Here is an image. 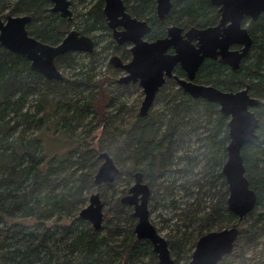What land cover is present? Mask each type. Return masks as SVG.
<instances>
[{
	"label": "trees",
	"instance_id": "trees-1",
	"mask_svg": "<svg viewBox=\"0 0 264 264\" xmlns=\"http://www.w3.org/2000/svg\"><path fill=\"white\" fill-rule=\"evenodd\" d=\"M102 7L103 0L88 5L80 34L105 29ZM129 7L134 16L149 22L151 37L164 35L171 25L204 27L218 17L210 0H171L162 21L156 17L154 0H133ZM7 15L30 16L28 34L48 45L58 44L71 26V20L51 11L48 0H0V20ZM244 24L252 44L240 67L233 71L206 60L195 79L222 91L248 85L250 95L259 101L252 108L259 121L257 138L241 149L245 176L257 197L245 216L251 218L258 206L264 207V12L255 20L244 19ZM71 54L56 58L59 70L74 66ZM80 68L71 78L62 74L61 80H48L31 70L25 56L0 44V264H158L151 243L135 236L133 209L120 198L114 201L118 215L113 231L108 229L106 234L102 225L94 230L79 217L80 207L89 194L101 196L103 189H114L121 176L126 178L127 190L136 172L143 174L150 187L157 181L164 186L170 173L178 177L191 173L201 154L207 180L197 178L188 186L179 182V187L190 197L206 187L211 195L206 205L192 199L179 208L168 186L160 194L166 206L180 210L186 229L193 226L190 239L179 232L167 237L174 262L188 261L201 235L238 222L227 209L228 187L222 173L228 117L214 103L191 97L173 81L160 89V107L154 111L140 115L133 110L126 115L120 106L110 113L106 104L112 97L106 77L94 80ZM175 73L182 76L180 69ZM88 113L100 123L96 143L67 133V127L84 121ZM187 132L201 144L198 156L188 147L179 150ZM100 152L112 157L119 174L112 183L95 186ZM255 217L256 228L264 230V211Z\"/></svg>",
	"mask_w": 264,
	"mask_h": 264
},
{
	"label": "water",
	"instance_id": "water-1",
	"mask_svg": "<svg viewBox=\"0 0 264 264\" xmlns=\"http://www.w3.org/2000/svg\"><path fill=\"white\" fill-rule=\"evenodd\" d=\"M51 11L60 17L71 20L69 0H48ZM104 15L107 25L114 28L123 26L122 32H114L118 42H132V58L128 64L122 65L116 57L110 62L121 67L127 75L118 80L120 84L139 80L144 97L139 108L140 115H146L155 99L159 87L164 82V75L171 76L172 69L179 64L186 71L187 78L174 77L182 89L193 98H201L219 107V111L228 117L229 142L226 146L227 157L222 166L227 187V209L240 222L254 208L256 194L249 187L245 176V167L241 156L243 145L253 142L259 121L252 111L259 101L250 95L249 86L231 92L222 91L209 85L193 82L195 71L207 57L221 55L223 63L233 70L238 69L240 61L249 52L252 39L242 22L245 17L255 20L264 12V0H210L218 7L219 22L215 26L205 28L190 27L182 35V28L170 26L167 37L151 42L143 37L150 32L144 21H138L125 12L121 0H104ZM171 0H156L157 17L161 20L169 12ZM120 17V19H119ZM30 22L28 15H7L0 20V44L8 51L26 57L31 70L41 74L48 80H61L62 73L56 67L55 60L67 52L90 53L93 51V40L71 29L56 45L42 43L30 36L26 26ZM118 36L121 38L119 39ZM221 37V39H218ZM196 40V44L191 43ZM237 43L243 45L242 51H228V46ZM172 48L173 54H166ZM217 49H219L217 51ZM100 164L93 176L95 186L112 183L119 174V168L106 152L98 154ZM134 182L128 188L120 202L133 208L132 215L136 219L134 234L139 240L151 243L156 253L158 264H176L170 255L167 240L162 237L151 224L147 208L149 188L143 182L141 172L134 173ZM103 203L98 192L90 194L88 204L79 211V217L90 223L94 230H99L103 220ZM239 235L236 224L220 230H212L201 235L195 244L191 257L182 264H218L230 254Z\"/></svg>",
	"mask_w": 264,
	"mask_h": 264
},
{
	"label": "rangeland",
	"instance_id": "rangeland-1",
	"mask_svg": "<svg viewBox=\"0 0 264 264\" xmlns=\"http://www.w3.org/2000/svg\"><path fill=\"white\" fill-rule=\"evenodd\" d=\"M69 1V10L71 11L70 30L75 29L79 32H82V23L85 17L84 14L88 8V5L93 2V0ZM86 35L92 37L96 41V45L91 52L93 53V55L89 56L86 53L80 52L71 54V58L74 60V66L65 69L60 68L61 73L71 78V76L74 75V73L79 69H81L80 67H82L83 71L90 72V75L93 76L94 80H99L101 77H104L105 79L106 77L105 85L109 88V90H111L110 95L112 97V99L106 104L109 112L113 113V111L120 106H122V113L126 115L133 110L138 111L143 100L142 88L134 84L125 86L117 84V79L123 74L120 71H116L114 67L109 65V57L112 55L113 48H111L109 38L105 35L104 30L96 28ZM159 107L160 99L156 98L150 111L152 112ZM86 116L87 118H85L84 121L74 122L72 125L67 127V133L69 132V135H71L74 139L84 140L86 143H96L100 140V123H97L92 119L93 116L91 115V113H88ZM90 122L92 124L87 128L85 124H88ZM183 136L184 137L180 141L182 145H179V150H182L184 147H188L192 155H197L196 150L199 146H201V144L197 142V138L195 137V135H192V133L189 134V132H187L185 134L183 133ZM201 151L202 150H200V152ZM177 156H180V151L177 153ZM204 165L205 158L200 154L195 162V168L191 171V173L185 174L184 176L181 175L179 177L178 175H173L172 173H170V176H165L166 181H164L166 183L164 184V186H168V188L173 191L175 199L179 203V208L184 207V205L191 202L192 199H196L195 201L201 199L206 205L208 200L211 198L209 190H206V187L203 188L200 195H193L191 197L188 196L187 191L185 192V190L179 187V182L185 183L188 186L197 178L207 180V174L203 173L207 172ZM125 180L126 178L124 176H121L116 180L113 186L114 189H103L101 191L102 195L100 197L104 203V221L102 223L103 229L101 231L105 234L107 233L108 229H111L113 231V227L117 219L118 214H116V212L118 208H116L114 201L117 198L119 199L122 196L126 195L128 192V188L133 184L132 181L131 184L127 187V190H125ZM175 180L176 183L174 185ZM144 182L148 184L145 179ZM171 182L172 184H170ZM164 186H161L160 182L158 181L153 186H149L150 196L148 199L147 208L151 224L166 240L168 235H175L176 232H179V234H184L188 239L192 238L191 234L193 231V226H190V228L186 229L185 226H183V224L181 223L183 216H181L180 210H175L171 207L166 206L165 201L162 200L163 197L160 194L162 192V187ZM113 190L114 192H112ZM89 196L90 194L88 195V199ZM88 199L80 207L81 209L88 204ZM263 211L264 207L260 205L255 209L254 214L251 218L245 217L240 222L238 221L236 223L239 229V235L234 243V248L232 252L224 256L218 264H264V230L256 228L259 225L255 221V216ZM192 251L189 253L192 254ZM144 261H147V258H145ZM182 263L184 262H180L177 264Z\"/></svg>",
	"mask_w": 264,
	"mask_h": 264
},
{
	"label": "flooded vegetation",
	"instance_id": "flooded-vegetation-1",
	"mask_svg": "<svg viewBox=\"0 0 264 264\" xmlns=\"http://www.w3.org/2000/svg\"><path fill=\"white\" fill-rule=\"evenodd\" d=\"M95 1H96V0H93V2H95ZM121 1H122L123 5H124V7H125V12H126L128 15H130V17H132V18H136L138 21H144V22H146L147 25L150 27V32H149L147 35H145V36L143 37V39H144L145 41L151 42V41H154V40H157V39H164V38L167 37V28L170 27V26H168V27L166 28V31H165V34H164V35H162V36H160V37H151V36H150V34H151V26H150L149 22H148L147 20H145V19L138 18V17L134 16V15L131 13V10H130L129 5L132 4L133 0H121ZM154 1H155V14H156V17H157V13H156V0H154ZM69 2H70V1H69ZM104 5H105V2H104V0H103V7H102L103 14H104V10H103V9H104ZM69 6H70V5H69ZM213 6H214V5H213ZM214 7H216V6H214ZM216 11H217V13H218V17H217V19H216V21H215L214 23H212V24H208V25H206V26H204V27H196V28H205V27H209V26H215V25H217L218 22H219V18H220V14H219V12H218V7H216ZM163 18H164V17H163ZM104 19H105V25H106V26H105V29H102V30H104L105 35L109 38L111 48H113L112 55L109 57V65L112 66V67H114V69H116V71H120V72L123 74L122 76H120V77L117 79V81H116L117 84L122 85V86H125V85H132V84L137 85V86H140V84H139V80H137L136 82L129 81V83H127V84H120V83L118 82L119 79H121L122 77H124V76L127 75V72L124 71L121 67H116L115 65H113V64L110 62V59H111L112 57H116L122 65H124V64H128V63L131 61V58H132L131 48H132V45H133V44H132V42H130V41H121V42H118V41L116 40V38L114 37V32H122V31H123V26L118 25V26H116V27H114V28H111V27H109V26L107 25V21H106L105 15H104ZM119 19H120V17H119ZM157 19L160 20L158 17H157ZM244 19H245V20H246V19H247V20H248V19L251 20L250 18H247V17H245ZM162 20H163V19H161L160 21H162ZM242 23H243L242 26L246 28V25L244 24V20H243ZM171 26H175V25H171ZM178 27L182 28V35H183V37H184L185 32H187L188 29L190 28V27H188V28H184V27H181V26H178ZM191 27H195V26H191ZM246 29H247V28H246ZM248 34H249V33H248ZM82 35H86V34H82ZM86 36H88V35H86ZM249 36H250V34H249ZM88 37H90V36H88ZM250 37H251V36H250ZM90 38L93 40V42H94V47H95V45H96V41H95L92 37H90ZM118 38L120 39L121 37L118 36ZM184 38H185V37H184ZM218 39H221V37H219ZM251 39H252V38H251ZM191 43L196 44V40H192ZM242 48H243V45H241V44H237V43H233V44L229 45L227 49H228V51H237V52H241V51H242ZM93 49H94V48H93ZM218 50H219V49H217V51H218ZM249 50H250V49H249ZM73 53H75V52H73ZM90 53H91V52H90ZM173 53H174V50H173L172 48H169V49H167V51H166V54H173ZM248 53H249V52H248ZM248 53H247V54L243 57V59L240 61V63H239V67H240V64L242 63V61H243V60L245 59V57L248 55ZM86 54H89V53H86ZM206 60H213V61H215V62H217V63H220L221 65H225V66H227L228 68H230L231 70H233V69L231 68L230 65H228L227 63H223V62H222V60H221V55H216V57H207V58H205V59L202 61V63H203L204 61H206ZM202 63L198 66V68L202 65ZM239 67H238V68H239ZM198 68H197V70L195 71V77H196V74H197ZM177 69H180V70H181V72H182V76H181V77L178 76V75L175 73ZM236 70H237V69H236ZM233 71H234V70H233ZM174 77H178V78H180V79H186V78H187L186 71L183 70L182 67H181L179 64H177V65H175V66L173 67L172 72H171V76H166V75H164V82H163V84L159 87V89H158V91H157V93H156L155 99L157 98V95H158L160 89H161L166 83L168 84V81H173V82H175V83L177 84L178 87H180L179 84L176 82V80H175ZM195 77H194V79H193V82L196 83V84H201V83L196 82ZM202 85H206V84H202ZM209 86H212V85H209ZM245 86H246V85H245ZM140 87H141V86H140ZM141 88H142V87H141ZM180 88L182 89V87H180ZM217 89H218V88H217ZM182 90H183V89H182ZM239 90H240V89H239ZM142 91H143V88H142ZM183 91H184V90H183ZM184 92H185V91H184ZM143 97H144V91H143ZM155 99H154V101H155ZM142 101H143V100H142ZM154 101L152 102L151 107H152ZM141 103H142V102H141ZM151 107H150V109H151ZM150 109L148 110L147 113L150 112ZM138 113H139V110H138ZM133 176H134V174H133ZM133 182H134V178H133ZM143 182H144V178H143ZM144 183H145V182H144ZM145 184L148 186L147 183H145ZM148 188H149V186H148ZM149 193H150V188H149ZM149 196H150V194H149ZM148 199H149V198H148ZM211 231H212V230H211ZM208 232H209V231H208Z\"/></svg>",
	"mask_w": 264,
	"mask_h": 264
},
{
	"label": "bare ground",
	"instance_id": "bare-ground-1",
	"mask_svg": "<svg viewBox=\"0 0 264 264\" xmlns=\"http://www.w3.org/2000/svg\"><path fill=\"white\" fill-rule=\"evenodd\" d=\"M131 207V206H130ZM133 209V208H132Z\"/></svg>",
	"mask_w": 264,
	"mask_h": 264
}]
</instances>
